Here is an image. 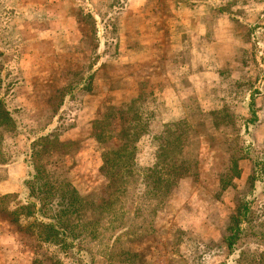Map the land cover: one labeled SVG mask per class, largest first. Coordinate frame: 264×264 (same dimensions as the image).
Returning <instances> with one entry per match:
<instances>
[{"label": "rangeland", "instance_id": "rangeland-1", "mask_svg": "<svg viewBox=\"0 0 264 264\" xmlns=\"http://www.w3.org/2000/svg\"><path fill=\"white\" fill-rule=\"evenodd\" d=\"M0 264H264V0H0Z\"/></svg>", "mask_w": 264, "mask_h": 264}, {"label": "trees", "instance_id": "trees-1", "mask_svg": "<svg viewBox=\"0 0 264 264\" xmlns=\"http://www.w3.org/2000/svg\"><path fill=\"white\" fill-rule=\"evenodd\" d=\"M35 155L36 152L32 151V163L34 162ZM46 172L40 171L35 165V168L33 167V174L25 183L29 191V196L40 204L39 206L43 211V216L44 212L46 214L49 213L48 215H53L50 219V221L53 220L52 223L46 224L41 228L39 238H45L47 240L45 243L54 245H61L65 242L67 243V241H74L81 236L84 237L86 234L95 240L91 232H82V227L80 225L82 203L79 202V197L74 191V188H68L69 185L64 181L54 183L50 178L44 181L41 177L43 174H46ZM49 174L52 173L49 172ZM54 206L55 211L53 210ZM78 229L80 231H78ZM238 234L239 230L236 236H229L225 240L227 249H232L238 238ZM50 238L53 239L51 240ZM106 249H111V247H106Z\"/></svg>", "mask_w": 264, "mask_h": 264}]
</instances>
